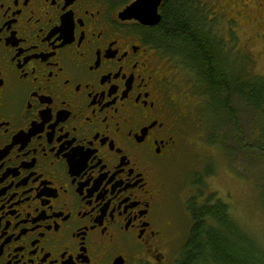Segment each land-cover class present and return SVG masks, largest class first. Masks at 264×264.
Here are the masks:
<instances>
[{
  "label": "flooded vegetation",
  "instance_id": "flooded-vegetation-1",
  "mask_svg": "<svg viewBox=\"0 0 264 264\" xmlns=\"http://www.w3.org/2000/svg\"><path fill=\"white\" fill-rule=\"evenodd\" d=\"M166 3L145 27L130 2L0 0V264H179L190 108L160 75Z\"/></svg>",
  "mask_w": 264,
  "mask_h": 264
},
{
  "label": "rangeland",
  "instance_id": "rangeland-1",
  "mask_svg": "<svg viewBox=\"0 0 264 264\" xmlns=\"http://www.w3.org/2000/svg\"><path fill=\"white\" fill-rule=\"evenodd\" d=\"M110 1L114 10L134 2ZM200 1L203 10H207L209 22L215 25V32L231 51L232 58H245L246 65L250 62L245 72L252 77L264 78V20H261L260 12L252 6L244 11L240 0ZM252 10H256L255 13ZM176 61L175 57L169 60L160 75H165L168 81L169 76H173L174 89L183 91L186 90V72L183 73L182 68L170 72L171 66H177ZM191 102L193 106L188 104L190 109L186 119V142H182L180 147L185 159L178 162L170 174L173 189L176 194L186 197V202L197 194L201 198L196 199V204L207 198L227 204L230 215L264 251V152L261 151L264 147L259 144L264 137V117L238 96H233L230 101V115L214 112L211 118L205 114L202 117L201 113H206L205 108L196 105L198 103L194 100ZM199 113L202 123L197 129L191 126L189 119H199ZM210 141H223L222 146L233 149L234 159L227 157L225 151L220 152ZM211 203L215 202L212 200ZM184 206L185 202L180 199L178 208L183 209ZM179 218L181 223L186 222V232L190 230L187 212L185 217Z\"/></svg>",
  "mask_w": 264,
  "mask_h": 264
},
{
  "label": "trees",
  "instance_id": "trees-1",
  "mask_svg": "<svg viewBox=\"0 0 264 264\" xmlns=\"http://www.w3.org/2000/svg\"><path fill=\"white\" fill-rule=\"evenodd\" d=\"M199 2L169 0L158 31L160 39L155 41L164 52L176 58L178 64L174 68L186 72V101L191 106L192 100L198 103L196 105H202L206 111L201 113L202 117L205 114L211 118L214 112L230 115V101L233 96H238L264 117V78L252 77L245 72L250 64L246 65L245 58H232L231 51L215 32L214 23L209 22L207 10H203ZM147 35L151 37L152 33ZM198 118L189 119L191 126L197 129L202 123L200 113ZM222 143L210 141L220 152L225 151L227 157L234 159L233 149ZM259 144L264 147V137ZM199 198L201 195L196 194L186 204L191 226L179 264H264L263 249L230 215L228 205L214 198L196 204Z\"/></svg>",
  "mask_w": 264,
  "mask_h": 264
},
{
  "label": "water",
  "instance_id": "water-1",
  "mask_svg": "<svg viewBox=\"0 0 264 264\" xmlns=\"http://www.w3.org/2000/svg\"><path fill=\"white\" fill-rule=\"evenodd\" d=\"M167 0H134L124 8L118 18L121 21H135L142 26H154L159 22L158 10Z\"/></svg>",
  "mask_w": 264,
  "mask_h": 264
},
{
  "label": "bare ground",
  "instance_id": "bare-ground-1",
  "mask_svg": "<svg viewBox=\"0 0 264 264\" xmlns=\"http://www.w3.org/2000/svg\"><path fill=\"white\" fill-rule=\"evenodd\" d=\"M224 262V261H223Z\"/></svg>",
  "mask_w": 264,
  "mask_h": 264
}]
</instances>
